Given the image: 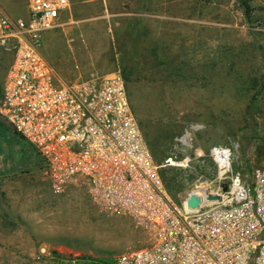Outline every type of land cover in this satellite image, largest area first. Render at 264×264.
<instances>
[{"label": "rangeland", "instance_id": "rangeland-1", "mask_svg": "<svg viewBox=\"0 0 264 264\" xmlns=\"http://www.w3.org/2000/svg\"><path fill=\"white\" fill-rule=\"evenodd\" d=\"M70 1L40 46L56 76L118 72L158 163L204 151L162 169L172 201L216 185L212 146L231 149L245 181L264 168V0ZM12 58L0 47V102ZM43 170L0 118V264H107L146 246L134 221L105 212L81 181L57 192Z\"/></svg>", "mask_w": 264, "mask_h": 264}, {"label": "built area", "instance_id": "built-area-1", "mask_svg": "<svg viewBox=\"0 0 264 264\" xmlns=\"http://www.w3.org/2000/svg\"><path fill=\"white\" fill-rule=\"evenodd\" d=\"M70 5L26 0L25 17L0 11V47L13 52L0 118L39 156L54 191L79 180L105 212L128 216L145 234L143 249L107 264H264V168L245 181L233 171L231 149L212 146L216 185L194 186L172 201L161 169L185 168L204 151L158 163L118 72L74 82L56 76L40 46ZM191 196L196 207L188 206Z\"/></svg>", "mask_w": 264, "mask_h": 264}, {"label": "crops", "instance_id": "crops-1", "mask_svg": "<svg viewBox=\"0 0 264 264\" xmlns=\"http://www.w3.org/2000/svg\"><path fill=\"white\" fill-rule=\"evenodd\" d=\"M0 11L11 17H25L26 0H0Z\"/></svg>", "mask_w": 264, "mask_h": 264}, {"label": "water", "instance_id": "water-1", "mask_svg": "<svg viewBox=\"0 0 264 264\" xmlns=\"http://www.w3.org/2000/svg\"><path fill=\"white\" fill-rule=\"evenodd\" d=\"M226 189H227L226 187H223V191H226ZM209 198H215V197L214 196H209ZM187 203H188L189 207H196L197 206V199L194 198L193 196H191L188 199Z\"/></svg>", "mask_w": 264, "mask_h": 264}, {"label": "trees", "instance_id": "trees-1", "mask_svg": "<svg viewBox=\"0 0 264 264\" xmlns=\"http://www.w3.org/2000/svg\"><path fill=\"white\" fill-rule=\"evenodd\" d=\"M245 9L247 10V6L245 7ZM245 10V13L246 14H248L247 13V11ZM249 15V14H248ZM254 100H256V97L254 98ZM136 115V114H135ZM140 125V124H139ZM141 127V126H140ZM149 145V144H148ZM150 148H151V146H150ZM151 151H152V149H151ZM153 154V153H152ZM155 159V158H154ZM156 160V159H155ZM260 160L258 159H256V165H258L259 166V164H260ZM164 169V168H163ZM160 176H161V179H162V169H161V171H160ZM163 181V180H162ZM163 183H164V181H163ZM164 186H165V184H164ZM165 188H166V186H165ZM166 190H167V192H169V190L166 188Z\"/></svg>", "mask_w": 264, "mask_h": 264}, {"label": "bare ground", "instance_id": "bare-ground-1", "mask_svg": "<svg viewBox=\"0 0 264 264\" xmlns=\"http://www.w3.org/2000/svg\"><path fill=\"white\" fill-rule=\"evenodd\" d=\"M203 188H205V187H203ZM53 232H54V228L53 229L52 228H49V230L46 231V233H48V234H53Z\"/></svg>", "mask_w": 264, "mask_h": 264}]
</instances>
